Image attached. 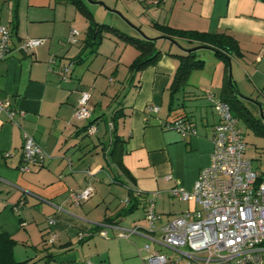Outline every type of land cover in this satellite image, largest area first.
Masks as SVG:
<instances>
[{"label":"crops","instance_id":"obj_1","mask_svg":"<svg viewBox=\"0 0 264 264\" xmlns=\"http://www.w3.org/2000/svg\"><path fill=\"white\" fill-rule=\"evenodd\" d=\"M5 1L12 4L5 6ZM82 2L98 22L138 40L155 39L162 54L154 65L132 78L128 76L127 93L121 98L127 86L113 88L109 93L100 90L98 78H93V84L87 78L88 65L79 74L74 67L68 74L63 73V59L75 66L95 54L77 62L89 21L71 0H0V27L11 32L10 53L0 61V96L8 98L15 109L13 120L0 112V234L6 233L16 241V260L31 259V264H142L144 258L158 251L148 242L163 245L160 232L154 235L159 230H148L143 222L131 219L135 210L142 206L145 218L146 205L152 199L161 215L159 228L198 207L196 202L182 200L171 191L176 187L192 189L201 169L211 162L213 129L220 116L212 109L207 94L220 99L227 94L238 99L264 95V0ZM154 23L227 33L237 40L241 54L232 55L228 66L221 60L224 68L220 78H212L217 84L214 90L197 78L189 79L188 85L175 95L171 109V85L178 64L171 54H182L194 45L176 40L181 48L174 49L175 43L164 37ZM73 28L80 30L75 43L69 42ZM29 38L46 41L24 52L22 46ZM104 39H111L115 47L126 49L131 44L136 48L115 33L106 32ZM99 47L96 54L106 53ZM115 52L112 49L109 55L114 57ZM131 52L125 62L128 69L138 49ZM118 63L109 84L118 77ZM231 67L233 75L229 80ZM82 91L91 94L92 113L89 119L77 120L74 112ZM93 98L98 101L92 102ZM152 106L159 110L151 111ZM120 109L111 127L112 117ZM178 118L187 120L195 133L183 135L168 127L167 123ZM89 124L96 126L94 134L85 130ZM24 133L31 135L49 157L23 172ZM86 136L92 140L85 141ZM108 162L117 171L113 182L126 188L124 199L117 202L98 186V182H104L101 172ZM89 185L94 194L87 201L75 204L69 200L71 190ZM129 192L137 207L119 215L128 206L125 199ZM51 234H55L52 243L48 241Z\"/></svg>","mask_w":264,"mask_h":264},{"label":"built area","instance_id":"obj_2","mask_svg":"<svg viewBox=\"0 0 264 264\" xmlns=\"http://www.w3.org/2000/svg\"><path fill=\"white\" fill-rule=\"evenodd\" d=\"M165 1L154 0L157 4ZM79 34L73 28L69 42H77ZM10 38V30L1 26L0 61L10 53ZM45 41V38H29L22 48L33 51ZM62 69L64 74L70 72L68 65ZM90 97L89 91H82L74 112L77 120L91 117ZM207 98L220 116L213 129L211 162L201 169L192 189L176 187L171 191L182 200L196 202L198 207L181 213L158 228L161 215L156 212L154 201L148 200L146 205L150 229L159 230L160 243L174 250L179 258L154 251L143 259L142 264H264V172L255 170L251 161L244 157V134L229 103L210 93ZM150 110L158 111L159 107L152 106ZM0 112L6 113L10 120L14 119L15 109L6 97L0 96ZM167 125L183 135L195 133V128L184 118ZM87 131L94 134L96 126L91 125ZM48 157L36 140L24 133L20 170L30 171L31 165L40 164ZM93 194L94 188L89 185L71 190L69 200L80 204ZM125 202H129L128 197ZM100 234L105 236L106 232ZM54 239L55 234H51L48 241L52 243Z\"/></svg>","mask_w":264,"mask_h":264},{"label":"rangeland","instance_id":"obj_3","mask_svg":"<svg viewBox=\"0 0 264 264\" xmlns=\"http://www.w3.org/2000/svg\"><path fill=\"white\" fill-rule=\"evenodd\" d=\"M88 1V0H87ZM6 4L5 6H10L12 3L10 1L3 2ZM83 16L82 13H80ZM79 32L80 30L77 29ZM105 34V32H104ZM158 45L160 46V42H158ZM176 46L174 49L181 48L179 45L175 44ZM112 49H115V55L114 57H111L109 54ZM135 50L136 48L129 44L126 49H123L122 47H115V42H113L111 39H104L102 44L99 47L100 52L106 53H100V54H93L92 57L86 62L84 61L82 64L73 65L70 64L67 59H63L64 61L61 63V66L66 64L70 67V72L73 69H76V74H79L81 70H86L89 66L90 74H88L87 78L90 80V84L94 83V77L98 78V87L100 90H104L107 93L111 91L113 88H120L122 85H126L127 88L123 91L121 98L125 97L128 89V76H130L131 73H129V69L125 67L126 60H129L131 58L132 53L131 51ZM180 50V49H179ZM182 50V49H181ZM197 57L202 58L205 60V68L203 70H197L192 72V74L189 76V79L197 78L202 84L207 83L206 86H212L213 88L211 90L216 89V80H212V78H220L224 63L218 59L214 52L210 49H198L196 50ZM118 62H121L120 64ZM120 65V70L117 79L114 83L109 84L108 80L110 77H113L114 69L116 65ZM88 65V66H87ZM64 67V66H62ZM227 78L231 80V75H233L232 67L229 71V74H227ZM85 78V77H84ZM114 78V77H113ZM85 80V79H84ZM213 81V82H212ZM109 89L107 90V88ZM242 88L244 86L242 85ZM263 88V87H262ZM89 89L92 91L93 85H90ZM98 93V92H97ZM212 93V92H211ZM257 94V93H256ZM97 95V94H96ZM98 95L100 96L101 93ZM219 95V93H218ZM261 95V96H260ZM254 95L252 97H243L240 99L241 105L245 108L242 109L241 106L238 107H232V113L239 119V126L242 128L244 139L246 142V149L244 153V157L251 161L252 167L255 170H259L264 172V95ZM128 98H131V92L129 95H127ZM97 102V98H93L92 102ZM107 104V103H106ZM212 109L216 111V109L211 106ZM243 112V114L241 113ZM208 113L212 115L211 109H208ZM249 117V118H247ZM85 141L89 142L91 141L90 136L84 137ZM96 141V138H95ZM92 143V142H91ZM93 145V144H92ZM110 146V143L108 142V145ZM93 155H96L93 154ZM92 156V155H91ZM105 170L101 172L102 177H104V182L99 183L98 186L109 195V199L113 200L114 202L119 201L121 198L124 199L126 188L121 183L112 180V177H118L117 171L115 168L112 167V165L108 163H104ZM111 180V181H110ZM178 201L176 200V208H178ZM143 208L142 206H139L134 214L132 215L131 219H136V222H143L144 226L149 230V221L143 216ZM165 219V218H164ZM159 225V222H157ZM138 225V224H137ZM159 231H156L154 233L155 236H158ZM148 242V241H147ZM150 246L158 250L164 254H167L169 256H173L176 258H179V254L172 251L169 248H166L164 246L159 245L156 242L150 241L148 242Z\"/></svg>","mask_w":264,"mask_h":264},{"label":"trees","instance_id":"obj_4","mask_svg":"<svg viewBox=\"0 0 264 264\" xmlns=\"http://www.w3.org/2000/svg\"><path fill=\"white\" fill-rule=\"evenodd\" d=\"M71 2H73L82 11L89 21V26L85 31V38L83 40L84 46L77 62H81L83 59H86L87 56L97 52L98 47L105 37L104 32L115 33L125 41L134 44L138 49V55L129 65L131 78L132 76L134 77V75L138 72L144 70L146 67L154 65L157 62L159 56L162 54V51L156 47L155 39L146 37L144 40H138L128 36L109 24L98 22L94 18L92 12L85 7L82 0H71ZM154 25L162 32L164 37L174 40H185L188 43L194 45L192 48H190L192 49L191 51L186 50L187 52L185 51L182 54H171L178 60L175 76L171 85V94L173 99L171 102V109L174 103L175 95L178 93V91L182 90L188 85L190 74L194 70H200L205 67V60L198 58L195 54L196 51L193 48L204 47L212 49L215 55L220 60H222L226 66L230 65L232 55L241 54L237 40L232 35L227 33H209L196 30L176 29L169 25H163L159 23H154ZM229 88L234 90L235 87L234 85H230ZM223 99L229 103L231 109L232 107L238 106H241L242 109L245 108L241 105V100L237 97H230L227 94V96H224ZM120 111L121 109L117 110L112 117L111 123H113V126H115L119 118L117 115ZM241 113L243 114V112ZM91 125L93 124L87 125L85 130L87 131ZM112 153L114 154L115 151H112ZM118 164L123 167L121 160H119ZM125 172L127 175H130L129 171ZM128 198V206L126 209H123L119 215L129 213L137 207V203L132 196V192H129ZM15 244L16 241L12 236L6 233L0 234V264H31V259L25 261H18L15 259L13 255V247Z\"/></svg>","mask_w":264,"mask_h":264},{"label":"water","instance_id":"obj_5","mask_svg":"<svg viewBox=\"0 0 264 264\" xmlns=\"http://www.w3.org/2000/svg\"><path fill=\"white\" fill-rule=\"evenodd\" d=\"M171 41H173L175 44H178L177 43V41L176 40H174V39H170ZM197 48H200V47H195V48H193V49H197ZM24 52L26 51L25 49H22ZM184 50H187V51H191L192 49H184Z\"/></svg>","mask_w":264,"mask_h":264}]
</instances>
